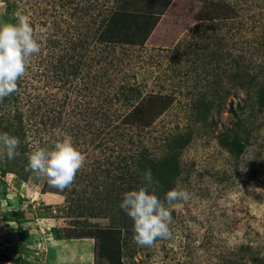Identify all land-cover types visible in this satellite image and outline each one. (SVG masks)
Wrapping results in <instances>:
<instances>
[{"label": "rangeland", "instance_id": "rangeland-1", "mask_svg": "<svg viewBox=\"0 0 264 264\" xmlns=\"http://www.w3.org/2000/svg\"><path fill=\"white\" fill-rule=\"evenodd\" d=\"M18 15L41 52L0 99V264H99L90 233L125 224L123 264H264V0H0ZM65 135L85 162L60 191L25 161ZM130 185L189 193L171 238L134 242Z\"/></svg>", "mask_w": 264, "mask_h": 264}, {"label": "clouds", "instance_id": "clouds-1", "mask_svg": "<svg viewBox=\"0 0 264 264\" xmlns=\"http://www.w3.org/2000/svg\"><path fill=\"white\" fill-rule=\"evenodd\" d=\"M40 52L41 44L34 37L28 16L18 15L16 24H0V99L17 91V82L24 76L29 59ZM19 145L18 137L0 133V150H6L9 160L19 155ZM84 162V155L74 147L72 138L65 135L51 150L40 148L30 153L25 170L46 177L50 187L63 191L74 182ZM146 180L151 182L150 172ZM188 199L186 190L176 189L169 190L164 201L147 187L124 193L120 208L133 221L134 242L141 247H151L157 239L171 238L172 217L165 202L174 208L173 202Z\"/></svg>", "mask_w": 264, "mask_h": 264}, {"label": "trees", "instance_id": "trees-1", "mask_svg": "<svg viewBox=\"0 0 264 264\" xmlns=\"http://www.w3.org/2000/svg\"><path fill=\"white\" fill-rule=\"evenodd\" d=\"M228 9L234 11L233 8H228ZM258 103H259V105L261 107H264V88L260 92V97H259ZM88 123L89 122H87L86 124H88ZM94 123H96V120L91 121L90 124L87 125V126H89L90 130H91V127L94 128L96 126V125H94ZM84 126L85 125H83V127ZM97 128H99V127L97 126ZM90 132H92V130L89 131V133ZM93 133H96V132L93 131ZM107 136H109L108 133H107ZM93 138H95V139L98 138L97 133L94 135ZM92 140H93V143H95L94 139H92ZM222 144H223V146L225 148L229 149L232 152H236V153H241L244 150V148H245V145L242 144L241 142H239L238 140L229 141L228 139H226V140L224 139ZM142 155L143 154L141 153L139 157L143 158ZM145 158L146 157L144 155V159ZM146 160L148 161V163L150 165L152 173L156 174V172H157L156 170L158 168H161V166L159 165L161 163H158V162H156L154 160H149L147 158H146ZM26 162L28 163V158H26L25 163ZM137 163L140 164L139 160L137 159V155H133L132 156V164L136 165ZM134 189L138 190L140 188L136 187L135 185H132V186L130 185L129 186V191L134 190ZM153 193L155 195H157V197L159 199H161V194H159L158 192H153ZM131 227L133 229V225H131ZM127 229H129V227L125 224L121 228L112 229V230L103 229V228H96L94 233H90V236L92 238H94L95 241H97V248L95 250V255H96V258H97V262L99 264H123L122 257L120 256V239H119V237L122 236L123 230H126L127 232H129ZM129 233H131V232H129ZM115 237H117L118 243H115L114 248L111 249V245H110L111 241H106V240H113V239H115Z\"/></svg>", "mask_w": 264, "mask_h": 264}, {"label": "bare ground", "instance_id": "bare-ground-1", "mask_svg": "<svg viewBox=\"0 0 264 264\" xmlns=\"http://www.w3.org/2000/svg\"><path fill=\"white\" fill-rule=\"evenodd\" d=\"M85 249H86V248H85ZM85 249H84V250H85ZM87 251H89V250L87 249ZM91 257H92V256H91Z\"/></svg>", "mask_w": 264, "mask_h": 264}]
</instances>
